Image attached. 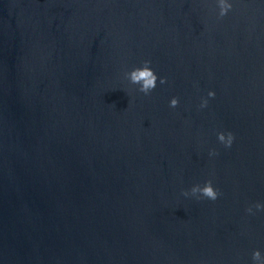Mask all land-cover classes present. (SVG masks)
<instances>
[{
  "label": "water",
  "instance_id": "95a60500",
  "mask_svg": "<svg viewBox=\"0 0 264 264\" xmlns=\"http://www.w3.org/2000/svg\"><path fill=\"white\" fill-rule=\"evenodd\" d=\"M230 2L0 0V264L264 256V0Z\"/></svg>",
  "mask_w": 264,
  "mask_h": 264
},
{
  "label": "clouds",
  "instance_id": "9594fccd",
  "mask_svg": "<svg viewBox=\"0 0 264 264\" xmlns=\"http://www.w3.org/2000/svg\"><path fill=\"white\" fill-rule=\"evenodd\" d=\"M217 8L219 9L218 18L222 19L225 17L230 11H232L233 5L230 0H216ZM151 61H144L141 67H137L130 72L124 73V78L131 84L137 85L138 91L145 96L150 95L151 92L157 87V81L159 79V83L161 85L166 84V78L158 77L155 72L150 67ZM208 98H202L199 107L201 109L207 108L209 99L215 98V93L209 91L207 94ZM179 106V99L172 98L169 102L170 108H177ZM217 140L220 144H222L225 148H231L232 144L235 140V136L232 132H219L217 133ZM218 153L215 150H211L209 152V156H216ZM182 196L194 197L197 200L207 199L210 201H216L222 193L219 189L213 186V182L208 180L204 183L203 186L195 185L188 191H183L181 193ZM245 212L249 216H254L259 212H264V203L256 202L254 204L249 205ZM252 261L253 264H264V256L261 255L259 250L254 251L252 253Z\"/></svg>",
  "mask_w": 264,
  "mask_h": 264
}]
</instances>
